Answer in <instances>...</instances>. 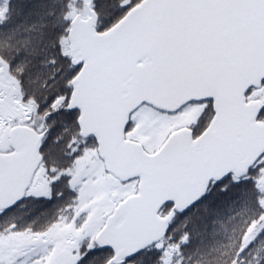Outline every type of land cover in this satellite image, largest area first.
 Wrapping results in <instances>:
<instances>
[{
    "label": "snow or ice",
    "instance_id": "6c2138e0",
    "mask_svg": "<svg viewBox=\"0 0 264 264\" xmlns=\"http://www.w3.org/2000/svg\"><path fill=\"white\" fill-rule=\"evenodd\" d=\"M0 264H264V0H0Z\"/></svg>",
    "mask_w": 264,
    "mask_h": 264
}]
</instances>
